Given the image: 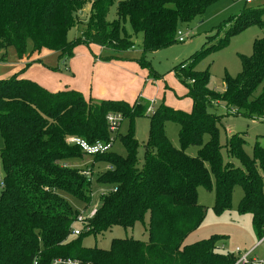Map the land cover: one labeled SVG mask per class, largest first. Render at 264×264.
Masks as SVG:
<instances>
[{
    "label": "trees",
    "instance_id": "obj_1",
    "mask_svg": "<svg viewBox=\"0 0 264 264\" xmlns=\"http://www.w3.org/2000/svg\"><path fill=\"white\" fill-rule=\"evenodd\" d=\"M216 1L0 0V61L8 48L24 60L22 70L0 79V264H29L35 256L44 264L53 258L75 259L80 264H234L236 257L218 246L221 236L184 242L205 217L206 209L197 201L200 186L214 189L213 208L219 212L230 208L234 187L240 186L243 194L238 211L251 216L257 241L260 239L264 230V147L254 143L249 155L245 138L238 133L221 145L218 108L222 105L226 114L264 121V87L256 91L264 80V37L253 41L250 56H241L237 75L224 76L222 92L209 88L208 71L194 67L206 51L219 49L231 35L262 22V10L232 19V26L216 44L174 68L186 89L183 97L191 101L190 110L161 104L148 115L141 163L132 121L146 115L149 103L140 95L131 103L85 98L77 89L51 91L21 76L31 65L29 54L41 49L58 53V65L48 68L60 71L78 45L107 49L110 58H119L134 48L133 37L141 35L139 64L156 78L144 55L178 42L179 26L202 15ZM113 5L116 17L109 20ZM85 7L86 30L82 37L69 40L68 31ZM108 114L131 122L120 137L124 155L111 150L118 130L110 132ZM166 120L178 126V148L166 136ZM68 137L88 144L107 143L114 137V142L107 151L86 155L79 145L67 142ZM191 146L197 147L194 156L187 154ZM223 147L240 167L224 162ZM85 156H91L93 162L81 167ZM94 163L105 169L93 180ZM93 183L103 187L99 205L92 216L78 222L82 213L69 200L85 208L93 198ZM136 223L146 225L145 241L113 238L108 249L83 245L88 236L96 237L115 226L132 228ZM73 227L79 228L78 235L71 233Z\"/></svg>",
    "mask_w": 264,
    "mask_h": 264
},
{
    "label": "rangeland",
    "instance_id": "obj_2",
    "mask_svg": "<svg viewBox=\"0 0 264 264\" xmlns=\"http://www.w3.org/2000/svg\"><path fill=\"white\" fill-rule=\"evenodd\" d=\"M262 10L259 23H253L234 35H231L227 42L219 49L206 51L195 64L198 71H208L209 88L222 92L224 89V76L234 77L241 71V56L248 57L252 54V44L257 38L264 37V0H250L245 3L244 0H217L209 5L202 15L195 17L191 21L179 26L178 31H188L184 42H175L167 47L144 55L158 77L149 74L147 68L141 67L139 59L142 56L141 35L134 38V48L119 55V58H110V50H99L94 45L86 46L84 44L76 47L75 53L83 50V53L75 54L66 62V66H61L57 71L58 76L76 77L78 84L83 88L82 94L85 98H111L113 100H125L132 102L135 97L148 103H152L154 109L161 104L169 105L174 108L185 111L188 97L185 94L184 83L174 74V68L182 62L187 61L194 53L200 52L204 47L216 44L226 34L229 27L232 26V19L239 17L245 12ZM78 23L68 31V39L74 40L82 37L86 30V18L88 8L85 7L82 14L79 15ZM116 17L115 5L110 7L108 19ZM126 30L130 33L131 28L126 24ZM177 41V39H176ZM30 44V43H29ZM78 48V49H77ZM29 52V51H28ZM1 56V55H0ZM58 53L48 49H41L38 53H31L28 62L34 63L39 59L45 67H56L58 65ZM20 62L15 50L8 48L5 52V59L0 61V79H9L13 76L16 64ZM36 63L32 65H36ZM100 65V67H96ZM29 69V68H28ZM27 69V70H28ZM55 72V71H54ZM34 77H40V75ZM53 78V77H52ZM264 87V80L257 88V92ZM98 93V96H94ZM183 97V99H182ZM150 105V104H148ZM221 106V107H220ZM218 113L221 117L219 135L221 145H224L230 135L238 133L245 138L244 146L246 152L250 155L254 143L264 147V121L251 120L242 115L226 114L223 106L220 105ZM136 117L132 121V132L136 141L139 143L138 161L143 160V143L146 141L149 130V116ZM128 118H121L118 126V137L115 140L112 151L124 155L125 150L120 142V137L124 136L130 127ZM166 136L174 147H179L178 126L174 121H164ZM3 140L0 134V149ZM197 147L191 146L187 149L190 156L196 155ZM224 162H231L233 166L240 167V162L230 157L226 153L225 147L221 149ZM93 162L91 156H85L80 162L81 167L90 165ZM105 165L94 163L92 169V179L97 173H101ZM2 171L0 169V179ZM213 187V176L211 175ZM103 187L95 186L93 183V195L89 205L83 208V205L69 200L83 216H87L99 205L100 192ZM240 186L234 187L229 209L215 211L214 207V189L207 190L205 187H198L197 201L206 209L205 217L198 227L191 232L185 239V244L206 239L210 236H221L222 240L218 246L224 245L225 250L232 251L235 247L242 250L251 249L257 236L254 233L251 216L247 213L238 211L239 200L242 197ZM147 221V218H146ZM133 237L134 239L145 241L148 237L146 225L136 223L132 228H123L115 226L96 237L88 236L83 240V245L87 247L97 246L102 249H108L109 243L113 238ZM264 252V244L255 250V254Z\"/></svg>",
    "mask_w": 264,
    "mask_h": 264
},
{
    "label": "built area",
    "instance_id": "obj_3",
    "mask_svg": "<svg viewBox=\"0 0 264 264\" xmlns=\"http://www.w3.org/2000/svg\"><path fill=\"white\" fill-rule=\"evenodd\" d=\"M244 2L248 3V2H250V0H244ZM187 32L188 31L184 30V32L181 33L177 30V32H176L177 41L178 42H184L185 37L187 35ZM149 104L150 105L147 108V113H152L154 110V107H153L152 103H149ZM106 119H107V123H108L110 132L112 134H114L118 130V126H119V122L121 120V116L108 114ZM67 142L79 145L86 155H92L95 153H101V152L109 150L111 148V145L114 142V137H111L109 142H107V143H102V142L98 141V142H95L94 144H88L84 140L76 138V137H68ZM93 213H94V210L91 211L90 214H88L87 216L90 217L93 215ZM84 218H85V216H83L82 214H79L77 216L76 221L81 222ZM79 232H80V230L78 227L72 228L71 233L73 235H78ZM263 244H264V230H263V234L260 237V239H258V241H256V244L251 249H248L245 251V250H242V248H240V247H235L232 251H227V250H225L224 245L219 246V248L221 250H223L224 252H228L230 254H233L236 257V261L234 264H264V254L256 255L253 253V251L257 247H260ZM29 264H44V263L41 262V258L39 256H35ZM46 264H80V263L78 260L70 259V258H53L52 260H50Z\"/></svg>",
    "mask_w": 264,
    "mask_h": 264
},
{
    "label": "crops",
    "instance_id": "obj_4",
    "mask_svg": "<svg viewBox=\"0 0 264 264\" xmlns=\"http://www.w3.org/2000/svg\"><path fill=\"white\" fill-rule=\"evenodd\" d=\"M101 49L99 48V50H101ZM102 50H104V49H102ZM79 52L83 53V50L82 49L80 50V48H79L78 52L75 53V51H74V53L77 55ZM0 55H1V52H0ZM23 66H24V60H20V62H18L16 64L14 74L19 72L20 70H22ZM96 67L98 68V67H100V65H97ZM28 68H27L28 70L26 69V71H24L21 74V76L38 82L39 84H41L42 86H44L48 90L53 91V90H58V89L70 87V88H74V89H77L80 92H82L83 88L78 84V81L76 80V77H73V74H72V77H70V76H68V77L67 76H64V77L58 76L57 71L54 72V71L50 70L48 67H45L43 64L38 63V62L36 65L31 64ZM35 74H36V76L40 75V77H34ZM94 96L95 97L98 96V93H95ZM101 99H111V98H101ZM182 99H183V97H182ZM186 106H187V108H188V106L191 107V103L187 102ZM257 248H259V247H257ZM262 254H264V252Z\"/></svg>",
    "mask_w": 264,
    "mask_h": 264
},
{
    "label": "water",
    "instance_id": "obj_5",
    "mask_svg": "<svg viewBox=\"0 0 264 264\" xmlns=\"http://www.w3.org/2000/svg\"><path fill=\"white\" fill-rule=\"evenodd\" d=\"M83 11H79V15L82 14Z\"/></svg>",
    "mask_w": 264,
    "mask_h": 264
}]
</instances>
